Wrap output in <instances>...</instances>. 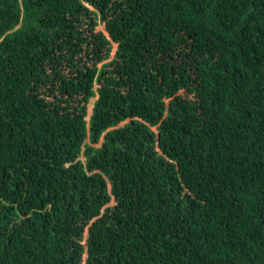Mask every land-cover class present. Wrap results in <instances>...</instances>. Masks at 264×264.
Segmentation results:
<instances>
[{
  "label": "trees",
  "instance_id": "trees-1",
  "mask_svg": "<svg viewBox=\"0 0 264 264\" xmlns=\"http://www.w3.org/2000/svg\"><path fill=\"white\" fill-rule=\"evenodd\" d=\"M0 264H264V0H0Z\"/></svg>",
  "mask_w": 264,
  "mask_h": 264
},
{
  "label": "rangeland",
  "instance_id": "rangeland-1",
  "mask_svg": "<svg viewBox=\"0 0 264 264\" xmlns=\"http://www.w3.org/2000/svg\"><path fill=\"white\" fill-rule=\"evenodd\" d=\"M99 28L104 30V26H103V25H100ZM114 46H115V48H116V45H114ZM115 48H114V50H113L112 55H113L114 52H115ZM110 60H111V59L109 58L107 61H110ZM180 93L185 94V95L187 94L184 90H181ZM187 95H189L190 97H193V98L195 97L194 94H187ZM124 124H126V122L122 123L121 125H124ZM111 204H112V203H111Z\"/></svg>",
  "mask_w": 264,
  "mask_h": 264
},
{
  "label": "water",
  "instance_id": "water-1",
  "mask_svg": "<svg viewBox=\"0 0 264 264\" xmlns=\"http://www.w3.org/2000/svg\"><path fill=\"white\" fill-rule=\"evenodd\" d=\"M91 108H92V106L90 107V110H91ZM90 113H91V111H90ZM87 230H88V228H87ZM87 235H88V232H86L85 238L87 237Z\"/></svg>",
  "mask_w": 264,
  "mask_h": 264
}]
</instances>
